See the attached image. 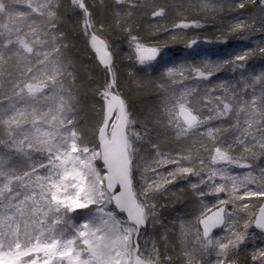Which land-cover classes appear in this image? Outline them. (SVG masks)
I'll use <instances>...</instances> for the list:
<instances>
[{
	"label": "snow or ice",
	"instance_id": "obj_1",
	"mask_svg": "<svg viewBox=\"0 0 264 264\" xmlns=\"http://www.w3.org/2000/svg\"><path fill=\"white\" fill-rule=\"evenodd\" d=\"M173 9L172 39L203 28L200 14H237L173 57L136 20L142 10L156 32ZM70 29L88 59L73 55ZM106 29L127 42V76ZM257 34L230 53L204 47ZM257 57L264 0H0V264H264ZM145 92L158 103L137 112L128 96ZM89 108L99 117L90 129ZM189 177L200 207L178 218L177 251L161 201Z\"/></svg>",
	"mask_w": 264,
	"mask_h": 264
},
{
	"label": "trees",
	"instance_id": "obj_2",
	"mask_svg": "<svg viewBox=\"0 0 264 264\" xmlns=\"http://www.w3.org/2000/svg\"><path fill=\"white\" fill-rule=\"evenodd\" d=\"M105 2H110V0H105ZM158 3H168L169 5L177 4L180 0H157ZM237 13H229L227 11L215 13V14H200L199 19L201 24L204 25L203 28L198 30L188 29V30H176L177 33H180L176 39H172L167 31H165V27L170 28L174 20L178 19L176 15V9H173L170 17L166 20L162 21V26L159 31L153 32L152 26L148 23L147 18L144 16L142 10H137L136 20L137 23L141 27V31L146 35L151 37L150 45L151 46H159L167 47L164 48L165 51L169 52V54L173 57H179L182 53L187 51L184 48L183 41L185 39H190L193 36H198L203 39L205 37L213 38L216 36H220L221 33L227 29L228 20L231 19L233 15ZM195 15V14H192ZM159 19V18H157ZM70 35L73 37V42L76 44V48L72 50L73 55L81 57L83 59H88V56L85 55L86 49L84 45V40L82 37L78 35V29L69 30ZM103 35L108 36L110 43L114 44V52L118 57V69L122 76H127L128 67L127 65L130 61L127 59L129 55V48L127 42L123 40L122 37H119L117 33H115L112 29H106ZM261 34H257L250 38L248 41L237 40L229 35L227 44H213V45H204V47L215 48L221 53L231 52L238 45H253V41H259L261 39ZM254 46V45H253ZM250 63L255 64L257 69H259L260 65L264 62L260 61L257 57L254 60L250 61ZM92 77L95 79L97 85L103 83V72L95 66L92 65ZM221 76H231V73H221ZM129 85H127L124 81H122L121 91L125 94L128 93ZM135 92V89H133ZM129 103L134 107V110L139 112L144 109L146 106H155L158 103L157 97L155 93H142V94H134L128 96ZM89 129L95 124V122L99 119L98 116L92 115V109L89 108ZM88 136L91 138V131H88ZM100 165V164H99ZM246 170L243 169H235L234 172L237 174H243ZM190 177L188 179L178 178L175 185H173V193L166 197L161 203L166 204L167 206L162 209V215L165 219V223L169 228V236L172 241V245L176 246L177 251H179V241L176 239V230L179 224V217L187 218L190 213L193 211H198L199 207L196 203V197L193 196L192 190L189 184ZM208 204L211 205L213 198H206ZM80 222V221H79ZM258 231V230H257ZM254 244L257 246H264V240L260 239L257 235ZM252 245H249L251 248ZM175 255V253H173Z\"/></svg>",
	"mask_w": 264,
	"mask_h": 264
},
{
	"label": "rangeland",
	"instance_id": "obj_3",
	"mask_svg": "<svg viewBox=\"0 0 264 264\" xmlns=\"http://www.w3.org/2000/svg\"><path fill=\"white\" fill-rule=\"evenodd\" d=\"M96 163L99 165L100 164V161H96ZM190 180H191V182H196V178L195 177H190ZM205 202L206 203H209L207 201H205ZM70 215L75 216L76 214L75 213H71ZM74 222L79 223V220H76Z\"/></svg>",
	"mask_w": 264,
	"mask_h": 264
},
{
	"label": "water",
	"instance_id": "obj_4",
	"mask_svg": "<svg viewBox=\"0 0 264 264\" xmlns=\"http://www.w3.org/2000/svg\"><path fill=\"white\" fill-rule=\"evenodd\" d=\"M102 162L100 161V164H101ZM217 231H219V230H217Z\"/></svg>",
	"mask_w": 264,
	"mask_h": 264
}]
</instances>
